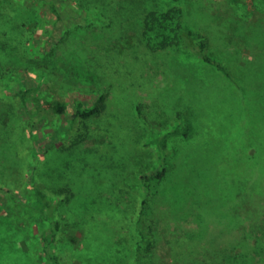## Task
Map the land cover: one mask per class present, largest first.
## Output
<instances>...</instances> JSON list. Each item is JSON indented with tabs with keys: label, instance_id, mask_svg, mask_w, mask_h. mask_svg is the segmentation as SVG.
I'll return each mask as SVG.
<instances>
[{
	"label": "rangeland",
	"instance_id": "obj_1",
	"mask_svg": "<svg viewBox=\"0 0 264 264\" xmlns=\"http://www.w3.org/2000/svg\"><path fill=\"white\" fill-rule=\"evenodd\" d=\"M56 2L60 21L49 0H0V9L27 22L32 32L23 56L44 61L32 68L15 57L2 66L0 120L26 134L28 122H36L35 140L27 137L24 147L31 158L36 149L67 148L75 138L84 148L109 155L117 150L128 158L123 204L109 200L112 185L121 180L106 159L99 168L105 176L94 182L108 186L105 195H77V215L61 221L52 243L60 264H222L227 253L264 264V0H146L148 10L181 7L187 26L208 37L212 55L231 78L190 51L149 52L142 43L143 17L134 22L123 11L116 16L121 0ZM131 37L141 53L149 52L140 62L132 47H124ZM21 88L32 90V114L13 94ZM106 92V111L88 122L90 131L84 129L75 120V100L91 105ZM51 100L66 102L67 113L44 111ZM108 122L105 131L98 130ZM175 127H187L189 135L171 139L169 171L146 193L141 177L157 163L151 140ZM32 169L27 193H16L21 203L0 190V264H48L41 227L23 205ZM145 199L138 257L137 222Z\"/></svg>",
	"mask_w": 264,
	"mask_h": 264
},
{
	"label": "trees",
	"instance_id": "obj_2",
	"mask_svg": "<svg viewBox=\"0 0 264 264\" xmlns=\"http://www.w3.org/2000/svg\"><path fill=\"white\" fill-rule=\"evenodd\" d=\"M121 1L123 2L122 10H118L116 16H119L120 12L123 11L126 15L123 17L134 22L138 16L143 17L142 43L149 52L154 53L174 48L190 51L205 62L214 64L229 78L232 77L228 67L212 55L208 37L191 30L187 26L185 12L181 7H171L162 12L148 10L145 4L146 0H141L142 7L136 4L137 0ZM49 9L57 18V21L62 20L56 0H49ZM260 20L261 17L253 20V22H259ZM31 38L32 32L29 31L27 22L15 17V14L10 12V10L0 9V75L2 66L9 64L15 57L23 58L22 60L32 68H40L44 61L23 56L25 52L27 53ZM125 42L127 44L124 47L126 49L127 47H132L136 60L140 59L139 62L141 61V56L147 57L149 55V52L141 53L139 44L132 37ZM3 85V80H0V86ZM4 89L3 91L5 92ZM31 91V89L21 88L13 94L19 98L21 106L32 114L30 111ZM107 97L108 93H103L93 100L91 105H86L84 101L76 99L77 112L75 120L79 119L83 128L90 131L88 122L101 119L107 109ZM135 103L137 104L136 101ZM46 106L47 108L44 111H49L55 115H64L68 111L67 103L61 100L47 101ZM139 110L140 115L143 114ZM9 118L11 117L9 116ZM0 121V124L3 125L0 128V190L8 191L14 201L21 203L16 193L19 191H22V194L27 193L28 169L30 165H33L29 200H25L23 205L28 207L33 220L41 227L42 250L48 264H60L52 243L60 231L61 221L64 222L68 218L77 215L78 211L75 212L77 195L85 194V196L97 197L105 195L103 191L108 186H98L94 182L95 180L99 181L96 176H105V171L99 168H103L107 160V164L109 163V166L107 165L108 169L114 170L115 178L121 180L112 185L109 200L123 204L128 197H126L127 187L124 183V178L122 179V176L126 174L125 172H128L125 164L128 158L125 159L124 156H120L117 150H113L109 155L108 152L110 151L102 154L98 148H84V142L78 141L77 138L67 148L48 147L45 150L36 149L34 157L31 158V155L27 152L28 150L26 151L24 147H26L27 137L32 141L35 140L33 128H35L36 122L33 120L28 122L31 128L26 134L27 130H23L22 127L18 126L16 130H13L11 122ZM107 126H111L110 122L108 124L100 123L98 130L105 131L108 128ZM180 135L188 136L189 129L187 127H175L160 132L151 140L156 149L157 163L156 168L150 175L141 177L144 192L153 193L157 184L161 183L166 177L171 157L170 141ZM134 136L136 135L134 134ZM103 155L106 156L104 157ZM29 159L31 160L28 165L27 161ZM32 160L33 162H31ZM94 160H100L104 163L95 162ZM51 187L54 191L60 193L61 197L59 199L50 196L47 188L50 189ZM148 202L145 199L140 204L141 210L137 222V233L140 240L136 250L138 257L142 251L140 244L145 234V229L140 224L142 216L146 214L145 206ZM130 205L135 210L139 208L135 198L130 199ZM70 237L74 243H77L78 237L75 233L71 234ZM227 254L223 255L222 264H251L250 258L241 254L230 253V256H226Z\"/></svg>",
	"mask_w": 264,
	"mask_h": 264
}]
</instances>
